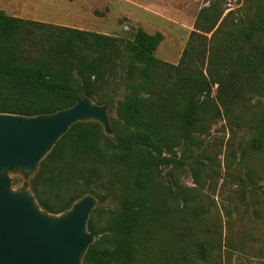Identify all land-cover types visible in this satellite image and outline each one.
<instances>
[{"label":"trees","instance_id":"16d2710c","mask_svg":"<svg viewBox=\"0 0 264 264\" xmlns=\"http://www.w3.org/2000/svg\"><path fill=\"white\" fill-rule=\"evenodd\" d=\"M220 2L206 0L207 5L199 8L176 64L154 57L162 40L158 32L147 34L137 28L131 39H123L0 11V113H52L82 97L108 105L112 136H105L95 122L75 123L39 162L29 189L40 208L58 214L85 193L100 203L90 185L104 174L135 173L144 188L153 172L169 161L160 154L172 147L163 125L144 117L149 107L155 122L174 123L181 140H186L192 131L207 130L213 108L228 111L264 87V41L259 40V34L264 35V5L238 26L239 16L232 10L220 17ZM221 18L234 28L231 39L218 37L224 27ZM118 71L125 72L129 84L123 99L114 103L105 90L107 80ZM135 85L142 87L144 97ZM113 104L123 121L120 130L110 117ZM18 182L13 179V184ZM94 212L86 223L94 241L81 264H147L137 256L138 250L145 252V243L137 236L139 219L130 197L123 199L106 228L97 226ZM153 253L163 260L160 250ZM164 261L174 264L167 256Z\"/></svg>","mask_w":264,"mask_h":264},{"label":"rangeland","instance_id":"374dc122","mask_svg":"<svg viewBox=\"0 0 264 264\" xmlns=\"http://www.w3.org/2000/svg\"><path fill=\"white\" fill-rule=\"evenodd\" d=\"M205 2L0 0V11L27 21L123 39H131L137 28L149 34L158 32L162 40L154 57L176 64ZM263 2L221 0L220 17L232 10L239 16L235 22L239 26L261 11ZM222 20L218 37L231 39L234 28L226 18ZM259 40L264 41V35L259 34ZM126 78L125 72L118 71L107 80L105 91L114 103L127 93ZM135 89L144 97L142 87L135 85ZM214 95L215 86L210 93ZM111 107L110 117L120 130L123 121L117 118L115 105ZM152 108L144 117L162 124L172 139L171 149L160 154L169 161L153 172L144 188L135 173L93 178L90 189L100 200H96L93 216L97 226L106 228L123 199L130 197L139 219L137 236L145 243V252H137L143 263L164 264L167 256L174 264H264V87L236 101L228 111L213 108L207 130L192 131L186 140H181L182 132L174 123L155 122ZM156 250L162 252L163 260L154 256Z\"/></svg>","mask_w":264,"mask_h":264},{"label":"water","instance_id":"95a60500","mask_svg":"<svg viewBox=\"0 0 264 264\" xmlns=\"http://www.w3.org/2000/svg\"><path fill=\"white\" fill-rule=\"evenodd\" d=\"M95 122L112 136L108 105L82 97L52 113H0V264H81L94 241L86 223L97 201L85 193L58 214L39 207L29 179L75 123ZM20 180L14 186L13 179Z\"/></svg>","mask_w":264,"mask_h":264},{"label":"crops","instance_id":"0c3cea01","mask_svg":"<svg viewBox=\"0 0 264 264\" xmlns=\"http://www.w3.org/2000/svg\"><path fill=\"white\" fill-rule=\"evenodd\" d=\"M146 33V32H145ZM147 34H149V33H147Z\"/></svg>","mask_w":264,"mask_h":264}]
</instances>
